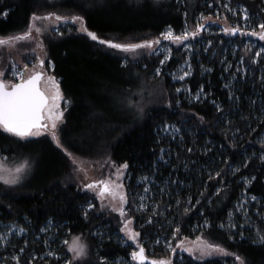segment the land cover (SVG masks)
Segmentation results:
<instances>
[{"label":"trees","instance_id":"trees-1","mask_svg":"<svg viewBox=\"0 0 264 264\" xmlns=\"http://www.w3.org/2000/svg\"><path fill=\"white\" fill-rule=\"evenodd\" d=\"M231 1L241 2L258 23L264 22L263 0ZM196 3L197 9L203 8L201 0ZM50 12L83 16L88 29L102 39L139 43L156 37L169 26L180 32L188 10L174 0H0V37L21 34L29 29L33 13L43 16ZM71 25L41 37L52 65L51 73L68 102L58 127L60 145L85 159L109 157L118 164L128 163L127 216L141 233L139 238L147 254L153 259L171 258L172 264L233 263V257L204 261L193 260L186 254L181 259L172 257L170 250L155 241L158 236L168 237L174 226L173 244L184 237L200 236L240 255L246 264H264V245L253 243V229L225 228L234 202L244 191L260 198L257 208L261 216L255 218L259 232L264 234V161L251 157L244 161L242 143L232 142L231 127L221 124L223 114L232 110L218 68L222 48L212 62L202 59L210 70L204 74L195 66L185 80L192 93L202 89L205 96L203 100H188L184 93L177 92L176 83L167 74L184 60V52L176 50L156 76L159 55L145 54L139 61L125 62L122 50L93 41ZM215 43L216 37L211 49ZM261 43L264 45V40ZM263 59L258 69L264 65ZM256 87L264 97V85ZM249 90L250 86L245 85L243 92L248 94ZM169 123L188 127L193 134L184 133L183 129L182 141L165 138L162 129ZM231 123L246 128L247 120ZM258 127L264 129V116ZM208 140L213 147L207 153L196 148L188 151L187 143H199L202 147ZM28 151L36 155L29 182L10 188L0 184V221L24 229L7 248L21 252L24 264H59L45 253L46 247L54 246L57 252L66 254L63 240L83 235L89 251L79 264H117L118 259L129 260L133 245L124 243L121 237L123 218L116 211L102 208L90 193L70 183L72 164L52 137L44 134L23 139L0 129V155L12 158ZM237 168L239 171H234ZM217 172L222 175L215 177ZM210 176L215 178L209 179ZM253 177L250 184L244 183L245 178ZM148 179L159 184L157 188L152 184L155 212L137 209L138 194ZM173 179L180 181L181 186L179 183L172 188ZM89 203L94 205L92 209H87ZM186 208L190 211L185 212ZM48 223L56 230L53 241L49 231H42Z\"/></svg>","mask_w":264,"mask_h":264},{"label":"rangeland","instance_id":"rangeland-1","mask_svg":"<svg viewBox=\"0 0 264 264\" xmlns=\"http://www.w3.org/2000/svg\"><path fill=\"white\" fill-rule=\"evenodd\" d=\"M174 1L179 5L185 6L188 10V12L184 13L183 29L180 32H176L172 29L174 34L179 35L185 30H188L190 32L195 31L196 25L198 23H206L208 26L204 30L199 31V35H197L196 37L194 38L189 37L187 41L183 42L188 44L189 47H184L182 46V44H177L171 40H165L162 37H160V33H159L156 37L150 38V39L160 38L161 43L159 45L155 46L154 49L152 50L144 48V49H138L136 50V52L123 51L126 57L124 61L127 62V59H131V61H139L145 54L147 56L159 55L161 57V60L167 61L171 56L174 55L176 50H180L184 52L185 54L184 60L173 71H170L167 74L171 78V80L176 83L177 89H180V91H177L178 93L180 92L184 93L188 100L191 99L198 100L194 98L197 92L192 93L189 90L188 83L185 81L191 75L185 76L183 80L179 79V77L183 75L185 71H189L192 74L195 66L199 68V70H201L202 73L205 74V72L210 70V67H208L205 63H203L202 59L205 58L207 62H212L217 50L219 48H222L218 58V68L221 70L220 79L223 83V87L227 91L228 99L230 100L232 105V110L226 111L223 114L221 124H223L225 127L228 128L231 127L229 135L232 142H236L237 144L240 145L242 143V148H245L244 149L245 154H242V159L244 161L247 162L250 157L257 158L259 161H262L260 157L262 154H264V149H263L264 129L259 130L258 125L262 121V117L264 116V97L262 95V91L257 89L256 86L259 84L260 86L264 85V65L262 66L261 69H258L257 67L260 60L264 58V55L256 56V53L264 50V45L261 43L262 40H260L258 37L251 35H240L239 33L232 35L225 33L221 30L222 28L225 27L239 26L240 28L246 31H250L253 28L259 31L258 25L260 23L256 21V17L251 15L248 9L247 11H248L249 19L247 21L243 19V10L246 8L242 5L241 2L236 3V2H232L231 0H201V5L203 6V8L197 9L196 0H174ZM225 5H228V7H225ZM229 8L232 9V11H230ZM59 15L67 16V17L72 16L61 13ZM202 15L204 17H210V21L201 20ZM35 23L38 27L47 26L46 30L40 34H37L33 30L30 39L19 41L13 47L0 46V70H2L5 73V75L3 76V79L5 81L11 80L13 82H19V78L13 77L12 75L13 65H15L16 69L23 70L25 79H27L28 76L34 74L35 72H40L42 74L41 80L39 82L40 88L42 89V91H45L46 94L52 95L55 93V85L48 80L49 76L54 77L51 73L52 65L47 59V53L45 51L44 46L42 45L41 37L45 33L57 32L59 31L58 27L65 25L69 26L70 24H72L74 27H76V29H78L79 23L74 24L71 20H68L66 22L65 21L57 22L56 24H52L50 21H36ZM167 29L168 27H166L162 32L166 31ZM215 37H216V43L211 49L212 41L215 40ZM253 57H255V62H253ZM41 60L44 61L43 64L40 63ZM25 64H27L28 66L27 69H24ZM162 65L163 64L160 63V66L158 67L160 69V73L161 71H163L161 67ZM159 74H156V76H158ZM55 81L56 84H58L56 78ZM245 85L250 86V90L248 94H245L243 92V89H245ZM159 94H161L160 90H159ZM204 98H205L204 92L200 91L199 99L203 100ZM67 103L68 102L65 99H61L59 101L60 109L63 110V119H64V112ZM241 103H243L244 106ZM249 118H252L253 121L248 122ZM241 120H247L246 128L234 127L231 123L233 121L238 123ZM62 122H58V127ZM169 125H172V127L168 128L167 130H165V128L163 127L162 132L165 138H170V140L172 141L175 140L182 141L183 140L182 134L184 130H185L184 133H188L189 135L193 134L191 129L188 127L182 128L180 125L175 123H169ZM44 134H48L51 136L50 130H48V131H42L41 135L39 136H28L23 139L37 138ZM246 139L247 141L245 142ZM54 142L58 147H60L63 150L64 154L67 156V158L70 160L72 164L71 176L69 177L70 183L72 182L76 184L83 191H87L88 193H90L98 201L100 206L101 204L104 205L103 208L112 210L113 204H115L118 207L119 200L117 199L116 201H113L111 196L108 194H106V198L104 200H101L100 196L98 195L100 191L99 187H96L94 189H85L83 185L85 183H91L92 181H100V180H108V179L116 181V175H115L116 170L123 163L118 164L109 157L102 159H85L82 157H78L72 153L70 156L69 152L66 151L64 148H62L60 143L58 145L55 140ZM182 144L183 143H180V145ZM186 146L188 147V150L189 149L193 150V148H196L203 153H207L209 150L212 149L213 144L210 143V141L208 140L202 147L201 145H199V143H194V142L192 143L189 142L186 144ZM218 147L222 148L223 146L218 145ZM35 158L36 155L29 151L24 152L12 158H7L4 155H0V164L3 165L5 170H14L19 165L25 162L27 163V167L25 168L23 173V178L18 184L6 185L3 182H0V184L5 188H10L29 182L34 172V166L36 162ZM73 158H75L76 163H73ZM113 164H115V166H113ZM201 166L203 168L205 167V164H202ZM81 168L83 169V171L80 170ZM124 171L125 174L122 177H120V179L116 182L122 183L124 185L123 190L127 195L125 188L127 169ZM4 174L7 175L8 172L5 171ZM145 183H146L145 188L138 194L137 197V201H138L137 209L141 211L149 210V212H155L156 205L153 199L152 184L155 186L154 188H157L159 184L153 182L152 179L145 180ZM179 183L181 186L182 183L180 181L174 179L171 180L172 188L173 187L175 188ZM146 188L148 189V191H145ZM161 188L164 189L165 187H161ZM218 188L220 189L221 187L218 186L217 189ZM251 197L252 195L244 191L239 195L238 201L234 202L233 209L230 212L231 215L230 213L228 214L225 228H227L229 231L232 230L239 231L242 228H249V229L251 228L254 230L255 233L254 236L256 238L259 229L257 225V218H255V216L257 217L261 216L257 208V206H259L261 202L259 201L260 198H257L255 201H253ZM141 203L147 205V207L144 209H140L139 205ZM126 204L124 205V208H125L126 217H128L126 211ZM241 205H243L244 210L236 211V209L240 208ZM117 213L120 215L119 212ZM252 214H254V216ZM122 218L124 219V217ZM262 220L264 221V217H262ZM131 221L132 222L129 225V227L134 229L136 232H138L134 227L133 219H131ZM230 223H235L237 227L230 228L229 227ZM52 226H53L52 223H48L45 228V231L47 230L50 232L49 237L51 241L54 240L56 234V230H53ZM9 229H11V231H9ZM20 229L21 228H19L14 224L4 223L0 221V264H17V260H14L13 257L18 258V264H24L22 263V260H20L21 252H16L13 248L11 249L7 248V245L8 243H10L11 240L20 237L23 234L24 231H20ZM174 231H175V227L173 226V229L170 231L168 237L164 235L158 236L155 241L156 245H161L166 250H170L172 253V257L176 256V258L181 259L182 254H186L190 256L193 260H197V261H204L214 258L233 257L234 261L231 264H240V262L235 259L234 255L221 254V253H216L213 256L205 257L204 259H197L198 253L195 254L190 253L188 251H185L184 249L193 247L197 242V237L200 236H196L191 239L184 237L176 241L175 244H173L171 240L174 237L173 235ZM74 236L81 237V241L87 244L88 246V243L83 235H71L66 240H63V242L68 241L69 243H71L72 238ZM121 237L123 238L124 243H131L133 245L132 251L137 250L136 241L129 240L127 235L123 232H121ZM202 241L207 242L203 238ZM181 242H183V247L182 248L177 247V245L180 244ZM138 243L144 247L143 242L140 240V238H138ZM65 248H66V254H62L57 252L54 246L48 245L46 247L45 253H47L48 255L49 252H55L57 255L55 256L48 255V256L54 260H57L59 264H65L66 261L72 258V253L68 251V245L65 244ZM172 248H175L176 251L173 252ZM88 251H89V247H88ZM145 255L147 257H150L147 254L146 250H145ZM32 257L34 258L35 256ZM86 258L87 257L76 262V264H79L80 262L84 261ZM163 259H167L171 261V258L168 257H164ZM122 262H127V264L129 263L138 264L137 261L132 260L131 257L129 260L118 259L116 261L117 264H120ZM26 264H35V263H33L32 261H28ZM43 264H50V263L46 262Z\"/></svg>","mask_w":264,"mask_h":264},{"label":"snow or ice","instance_id":"snow-or-ice-1","mask_svg":"<svg viewBox=\"0 0 264 264\" xmlns=\"http://www.w3.org/2000/svg\"><path fill=\"white\" fill-rule=\"evenodd\" d=\"M228 7V5H225ZM230 11L232 9L229 8ZM7 15V12L4 13ZM243 19L248 20L249 15L247 9L243 10ZM71 20L74 24L79 23V28L77 29L80 32L85 33L89 38L93 41H98L100 44L109 46L111 48H115L118 50H122L124 52H136L138 49L147 48L149 50L154 49L155 46L161 43L160 38L156 39H146L140 41L139 43H117L112 39H102L99 37L95 32L90 31L88 27L84 24V17L79 15H72L70 17L59 15L55 12L47 13L46 15L40 16L35 13L32 14L31 22L29 25V29L21 34L15 36H8V37H0V46H8L13 47L19 41H23L26 39H30L32 36L33 30L40 34L46 30L47 26L38 27L36 25V21H50L52 24H56L57 22L61 21H68ZM201 20L210 21V17L201 16ZM208 25L206 23H198L196 25L195 31H188L185 30L181 34L176 35L174 34L171 26L164 32L160 33V37L165 40H171L177 44H182L184 47H189L188 44L183 43L189 39V37H196L199 35V31L204 30ZM259 31L255 28L251 29L250 31H246L239 26L235 27H225L221 30L225 33L235 35L239 33L240 35H251L258 37L260 40H264V22H261L258 25ZM211 43V42H209ZM170 51V50H169ZM264 55V50L257 52L256 56ZM167 59V57H166ZM253 62H255V57H253ZM41 64L44 63L43 60L40 61ZM161 64L165 63V60L160 61ZM27 64L24 65V69H27ZM160 73V69H156V74ZM5 73L0 70V129L4 132L13 134L20 138H25L28 136H39L41 135L42 131L50 130V134L53 140L59 145L60 139L57 135L58 132V122H62L63 119V110L60 109L59 101L63 99L60 91L59 85L56 84L55 77L49 76L48 80L51 81L55 85V93L52 95L46 94L45 91H42L39 87V81L41 80V73L35 72L34 74L28 76L27 79L24 78L23 70L16 69L15 65H13L12 75L13 77L19 78V82H13L11 80L5 81L3 76ZM191 75V72L185 71L183 75L179 77V79L183 80L185 76ZM180 91V89H177ZM202 91V89L200 90ZM200 91L197 92L195 99H199ZM231 95V94H230ZM217 111H220V106H216ZM142 112L143 109H140ZM203 119V117H201ZM172 127V125L165 124L164 128L167 130L168 128ZM188 151H192L189 149ZM71 156V153H69ZM260 159L264 161V154L261 155ZM73 163H76L75 158H73ZM115 166V164H113ZM27 167V163H23L16 167L14 170H5L3 165L0 164V182H3L6 185H15L18 184L22 178L25 168ZM129 167L127 162L121 164L116 170V181L120 179L125 174V171ZM83 171V169H80ZM5 171L8 174H4ZM234 171H239V169H235ZM222 173L217 172L215 173V177L221 176ZM215 177L210 176L209 179H214ZM255 177L248 179H244L245 184H250ZM111 179L108 180H100V181H92L91 183H85L83 187L85 189H94L96 187L100 188L98 195L100 196L101 200L106 198V194L110 195L113 201L119 200V206L117 207L115 204L112 205V210L117 211L120 213L123 219V226L120 227V231L125 233L129 240L137 242V250L132 251L131 258L134 261H143L147 259L145 256V249L142 245L138 243V238L140 237L141 233L136 232L134 229L130 228L129 225L131 224V218L126 217L124 205L127 203V195L124 192V185L122 183H117ZM145 191H148L146 188ZM217 193L221 191V189L216 190ZM251 199L255 201L257 199L256 196H252ZM179 203V201H177ZM199 203V201H197ZM94 205L89 203L87 205V209H92ZM103 208L104 205L101 204ZM147 205L141 203L139 205L140 209L146 208ZM195 207V205H192ZM243 209V205L240 208L236 209V211H241ZM190 211V209L186 208L185 212ZM231 215V213H230ZM85 216H87V211L85 212ZM149 223H151V217H149ZM208 224V221L205 220V225ZM221 227H224L221 224ZM230 228H235L237 225L235 223L229 224ZM11 231V229H9ZM20 231H24V229H20ZM45 231V229H42ZM179 231V228L176 229ZM176 233L174 232L173 235ZM243 235V233H241ZM64 244L68 245V251L72 253V258L65 262V264H76V262L84 259L88 255V246L87 244L81 241V237L74 236L72 238L71 243L68 241H64ZM254 244L264 245V234H260L258 232L256 238L253 240ZM171 247V246H170ZM177 247L182 248L183 242L177 245ZM190 253H198L197 259H204L205 257H211L216 253L221 254H229L234 255L235 259L240 262V264H246V261L240 255L235 253H228L227 250L218 244H212L210 242H203L202 237H197V242L193 247L184 249ZM23 251V249H22ZM172 251L175 252L176 249L172 248ZM49 256L57 255L55 252H49ZM14 260L18 258L13 257ZM101 260H104V257H101ZM151 264H171L170 260L167 259H160V260H152Z\"/></svg>","mask_w":264,"mask_h":264},{"label":"water","instance_id":"water-1","mask_svg":"<svg viewBox=\"0 0 264 264\" xmlns=\"http://www.w3.org/2000/svg\"><path fill=\"white\" fill-rule=\"evenodd\" d=\"M42 77V75H41ZM146 256V255H145ZM147 257V256H146ZM152 260H156V259H153L151 257H147V259L143 260L142 262L141 261H137L138 264H144V263H147V264H151V261Z\"/></svg>","mask_w":264,"mask_h":264},{"label":"flooded vegetation","instance_id":"flooded-vegetation-1","mask_svg":"<svg viewBox=\"0 0 264 264\" xmlns=\"http://www.w3.org/2000/svg\"><path fill=\"white\" fill-rule=\"evenodd\" d=\"M40 82V81H39ZM40 87V86H39ZM42 90V89H41Z\"/></svg>","mask_w":264,"mask_h":264}]
</instances>
